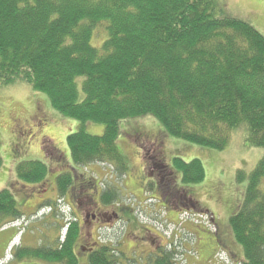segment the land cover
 <instances>
[{
    "label": "trees",
    "instance_id": "16d2710c",
    "mask_svg": "<svg viewBox=\"0 0 264 264\" xmlns=\"http://www.w3.org/2000/svg\"><path fill=\"white\" fill-rule=\"evenodd\" d=\"M221 4L0 0V87L25 83L44 94L61 116L103 125L101 136L81 127L67 137L72 162L79 166L110 164L126 173L117 145L119 125L146 116L170 137L197 146L223 151L233 133L243 129L246 143L264 150V35L225 13ZM100 29L105 35L97 47ZM173 167L184 185L205 180L200 160L176 159ZM16 174L22 182L39 184L48 168L22 162ZM237 179L248 181L245 198L229 227L223 225L243 251L236 263L264 264V155L249 176L240 170ZM60 181L64 194L71 178L63 175ZM116 199L113 191L102 196L105 204ZM23 218L13 194L0 191V230ZM75 231L69 227L61 251L20 249L16 259L72 264L68 253ZM107 254L100 251L91 264H118V256ZM167 258L175 259L173 254L162 259Z\"/></svg>",
    "mask_w": 264,
    "mask_h": 264
},
{
    "label": "rangeland",
    "instance_id": "374dc122",
    "mask_svg": "<svg viewBox=\"0 0 264 264\" xmlns=\"http://www.w3.org/2000/svg\"><path fill=\"white\" fill-rule=\"evenodd\" d=\"M221 2L225 13L249 23L264 35V0H221ZM104 35L103 29L98 30V35L94 38V45L101 46ZM81 84L82 81H80V86ZM80 95L82 98L84 97L81 90ZM81 127L93 136H101L104 133L103 125L81 124L76 120L61 116L52 109L44 94L34 91L25 83L0 87V159L2 160L0 191L9 190L25 214L22 220L0 230V264H26L29 262L15 258L13 249L20 244L24 248L33 249L46 245L57 247L59 231L63 230V227L59 228V225L66 226L69 223H67V212L62 207L63 203L59 201L61 204L58 203L56 206L58 209H55L57 213L54 217L58 218V221L52 215L45 216L48 211L41 212V208L32 214L33 212L26 207L25 201L31 197L32 205L37 204L38 196H41L44 187L40 183L28 184L20 181L16 174V168L22 162L38 161L48 167L49 173L46 180L51 178L55 180L59 174L65 172L71 173L74 177L77 169L71 161L67 137L76 133ZM119 127L120 138L117 145L129 168L127 176L121 179L122 185L123 183L124 185L120 187V204L126 214V220H137L141 224L133 225L127 229L130 234L138 236L129 237L128 233L126 235V229L121 232L124 242L121 249L129 254H139L142 250H139L138 246L133 243L141 241L145 233L143 228H146V230L164 236L162 240L168 242V249H171L175 257L174 264H242L236 262L238 259H243V251L239 245H235L232 234L224 225L229 227V219L239 211L245 198L248 181H238V172L241 170L246 176H249L262 159L264 150L248 145L246 143L247 133L243 129L233 133L225 150L217 151L170 137L151 116L122 121ZM139 134H144L152 139L156 137L163 142L165 161L170 167L175 158L186 163L194 159L202 161L206 175L204 182L183 188L203 209L209 210L213 217L219 220L216 222L214 219L216 224L220 225L217 226L213 223L210 214L204 218L195 216L192 212L181 215L179 218L169 214L168 218L170 219H168L164 214L163 204L156 200L155 192L139 189L142 169L146 163L140 159L142 156L140 151L143 150V146L146 151L150 152V156L152 155L149 144L140 142L137 138ZM44 144L49 145L50 149L52 148L50 154L44 152ZM53 150L59 152L60 160L56 159V151L53 152ZM150 156H145L147 162ZM84 170L90 174L87 178L92 183V190L80 193L79 185L81 184L86 189L87 183L83 178L77 179L76 185L73 186L67 198L73 202V205L77 196L81 197L90 192V196L96 201L94 186L100 182L103 184L102 182L106 180L105 175L110 172V168L105 166L99 168L97 165H88ZM107 175L109 176V174ZM134 179L137 182L136 187L133 184ZM46 189L50 190L49 187ZM51 189L54 190L53 185H51ZM161 193L158 191V194ZM59 207L62 210L60 212H65L64 215L59 213ZM98 208H103L101 203ZM134 222L132 221V224ZM51 226H56V228H50ZM95 227L99 228L100 226L95 224ZM43 228H49V230L44 233ZM216 231H219V239L226 245V249L219 252V255L216 253L220 247L212 237L213 232L216 233ZM92 232L94 234L91 236V241L98 242V238H100L105 244L106 242L109 244L110 241L115 242L120 235V230L113 232L102 229L99 234L97 229H92ZM207 235L211 238L208 239ZM83 237L84 234L81 235V239ZM142 247L148 251L152 249L151 244L147 242ZM215 256L220 259L210 262L211 259L216 258ZM135 262L142 264L140 260H135ZM34 264L45 263L34 262Z\"/></svg>",
    "mask_w": 264,
    "mask_h": 264
},
{
    "label": "flooded vegetation",
    "instance_id": "af4514ba",
    "mask_svg": "<svg viewBox=\"0 0 264 264\" xmlns=\"http://www.w3.org/2000/svg\"><path fill=\"white\" fill-rule=\"evenodd\" d=\"M137 138L139 139L140 142L149 144L150 147L149 150L152 152V155L150 156V152L145 150V146H143V150L140 151L142 154L140 159L146 163L144 164V167L142 169V176L140 180L141 185L139 186V189L140 190L147 189L149 191L155 192L156 200H158L157 202L163 204L162 208L167 218L169 214L179 218L181 215L187 214L189 212L194 213L193 215L199 216L200 218H204V216L210 214L211 217L213 218L212 219L213 223L216 225V222L214 221V217L209 212V210L203 209L199 205V203L189 195L188 191H186L183 188L189 185L183 184L182 174L173 167L174 160L179 158L173 159L170 167L165 161L164 144L162 141H160L156 137L153 139L151 137L148 138V136H145L144 134H139ZM43 149L46 154H50L52 152L51 151L52 148L50 149L49 145L47 146L44 144ZM54 151L56 150H53V152ZM58 155L59 152L56 151L55 152V156L57 157L56 159L60 160L61 158H59ZM145 156H150L148 157L149 159H147L148 162L146 161ZM73 165L77 169L75 171L74 177L71 175V173L65 172L59 174L55 180H52V178L49 180L45 179L42 183H40L44 187V190L41 191V196H38L39 201L37 200V204L32 205L31 197L28 198L27 201H25L27 204L26 207H28V209H30L33 212L32 214H35V211H38V208L39 209L41 208L40 209L41 212L48 211V213L45 216L52 215L54 217V215H56L57 213L55 209H58L56 206L58 203L61 204L60 202L63 203L62 207L67 212L66 213V216H68L67 223L68 222L69 223L66 224V226L62 224L59 225V228L63 227V230L59 231L57 247H49L46 245V246H42L39 249L43 248L52 252H56L57 250L60 251L63 250L62 248H64V246L67 244L66 242L67 231L70 226L71 228L75 226L76 231L72 236L75 239V243L72 245V248L68 253L70 255L69 258L75 264H91V258L97 255L98 253H100V251L102 250L108 251L107 254L108 256L109 255L118 256L119 258V261L117 262L118 264H124V262L125 264L127 263L137 264L138 262H135V260L142 261V264H158V263L173 264L174 263V259L171 258H167V260L162 259L166 256L170 257L172 254L171 249H168L169 246V244H167L168 242L167 241L164 242L162 240L164 239V236L161 235L160 233H159L160 235L155 234L151 230H146V228H143L141 226L140 228H143L145 230L144 237H142L140 242L133 244L138 246V249L139 250L141 249L142 251L139 254L137 253L129 254L121 249L122 248L121 246L124 244L122 240L121 232L126 229V235L128 233L129 237L138 236L135 234H130V232L127 231V229L133 227V225H138V224L141 225L137 220H131V219L126 220L125 219L126 214L124 212L122 205L120 204V200H121L120 187H123L124 185V183L122 185L121 179H124L127 176L129 168L126 171V173L122 175L119 173V171L115 169L114 166L110 164H92V165H97V167L99 168L102 166L110 168V172L107 173L109 174V176L107 174L105 175L104 178H106V180L102 182L103 184H101L100 182V183H96V185L94 186L96 188V196H97L96 201L99 202V204L101 203L103 207L102 209H99L98 208L99 204H97V202L94 200L95 198L93 199V197L90 196L91 192L81 197L77 196L76 200H74V205L73 202L67 200V198L70 195V191L72 190L73 186L76 185L75 181L77 179L83 178L85 179L84 182L87 183V185H85L86 189H84V187L81 184L79 185L80 193H83L84 191L89 192V190H92V183H90L88 181L89 179L87 178L90 174H87L84 170L85 167L87 166H79L74 163ZM103 170L107 171L106 169ZM63 175H69L71 178L70 186L66 189V192L64 194H62L63 185L60 183L63 182L60 181ZM133 181H134L133 182L134 187H136L137 186L136 179H134ZM51 185H53L54 190L51 189ZM48 187L50 190L46 189ZM109 191H113L117 199L115 200V202H112L111 204H105L102 200V196L103 195L109 196ZM158 191L162 193L158 194ZM43 198L44 201H42ZM55 200L56 203H54ZM172 210L174 211L172 212ZM60 211H62L61 207H59V213L64 215L65 212H60ZM54 218L57 221L59 220L56 217ZM132 221L135 222L132 224ZM95 224H97L100 227L96 228ZM50 228H56V226H51ZM92 229H97L99 234L101 233L100 230L102 229H104L105 231H113V232L120 230L119 233L120 235L118 236V239L115 242L110 241L109 244L107 242L105 244L100 240V238H98V242H93L91 241V236L94 234V232H92ZM48 230L49 228L47 229L43 228L44 233H46ZM82 234H84V237L81 239ZM219 235H220L219 231H216V233L213 232L212 237L214 238L215 242L218 243L219 247L222 248V249L219 248V250H225L226 245L224 247V243L219 239ZM207 238L210 239L211 236L207 235ZM146 242L150 243L152 246L151 247L152 249L149 251L145 250V248L142 247ZM211 246L213 247L212 243ZM20 249H33V248H24L20 244L19 246L13 249L15 251L14 253L15 258H16V252ZM34 249H38V248H34ZM218 253L219 251H217L216 254ZM217 256H215L216 258L211 259L210 262H213L215 259H220L217 258ZM25 260L29 261L26 262V264H34V262H44L45 264H61L59 262H47L39 259H25Z\"/></svg>",
    "mask_w": 264,
    "mask_h": 264
},
{
    "label": "crops",
    "instance_id": "0c3cea01",
    "mask_svg": "<svg viewBox=\"0 0 264 264\" xmlns=\"http://www.w3.org/2000/svg\"><path fill=\"white\" fill-rule=\"evenodd\" d=\"M5 249H6V247H5Z\"/></svg>",
    "mask_w": 264,
    "mask_h": 264
}]
</instances>
